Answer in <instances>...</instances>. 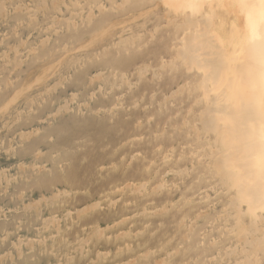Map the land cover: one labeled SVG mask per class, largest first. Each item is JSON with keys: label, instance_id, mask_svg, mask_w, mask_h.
Listing matches in <instances>:
<instances>
[{"label": "rangeland", "instance_id": "1", "mask_svg": "<svg viewBox=\"0 0 264 264\" xmlns=\"http://www.w3.org/2000/svg\"><path fill=\"white\" fill-rule=\"evenodd\" d=\"M150 2L130 11V0H0V169L18 178L19 166L47 172L45 185H0V253L12 251L0 264H255L253 241L234 246L213 232L199 239L191 233L206 225L215 198L210 185L198 183L209 168L198 174L191 168L206 162L192 154L202 123L181 122L197 91H178L189 85L188 73L172 66L168 45L160 46L170 42L163 35L173 25L161 0ZM157 25L160 33L150 41ZM135 35L143 40L130 45ZM56 124L63 130L44 141ZM36 135L41 142L26 149ZM52 142L65 146L64 156H46ZM180 165L188 166L185 173L176 172ZM138 187L143 193H135ZM22 202L32 204L29 213L18 208ZM49 217L54 223L40 235ZM241 229L234 222L219 238ZM14 241H21L20 253L13 252ZM214 241L213 253L201 255Z\"/></svg>", "mask_w": 264, "mask_h": 264}, {"label": "bare ground", "instance_id": "2", "mask_svg": "<svg viewBox=\"0 0 264 264\" xmlns=\"http://www.w3.org/2000/svg\"><path fill=\"white\" fill-rule=\"evenodd\" d=\"M161 3L162 10L166 14L167 23L173 25V29L167 30L166 34L163 35L170 42L167 44L166 41L161 39L164 42L160 46L165 47L168 45L167 50L172 49L171 55H175L172 66L188 73L182 76L188 78L189 85L186 87L177 86L178 91L180 90L181 93H186V90L188 92L191 90L197 91L191 96V98L195 97V105L188 104L185 110L187 115H185L184 121L181 120V122H185L189 127L192 126L191 123L193 122L202 123L195 133L198 142L194 144L192 154L195 160L198 157H203L206 162L203 165H194L191 168L193 172H196L195 174L205 169L204 166L209 168V174L207 177L205 176V182L199 180L198 183L202 182V185H207V187L210 185L212 191L210 189L209 191L213 192L215 196L210 203L211 205L205 211V215H213L208 221L204 215L206 225L197 224V227L191 229V233L197 235L199 239L203 237L205 231H209L208 233L213 232V236L217 235L221 243L234 246L238 243L242 245L251 244L253 241V260L255 264H264V0H161ZM149 5H151L150 0H130L128 10H137L138 7L144 8ZM153 10L154 8H151L148 11ZM143 12L144 9L140 11L141 14ZM154 30L157 32L151 31L152 34L148 35L150 41L160 33L158 25L154 27ZM143 37L135 35V40L129 44L134 45L135 42L143 40L141 39ZM44 46L43 52H45ZM118 65L122 67L124 63L119 62ZM142 70V68H139L140 72ZM158 73L160 72L158 71ZM59 75L62 76L61 70ZM120 79L123 82V74ZM56 83L59 82L50 83L45 89H49ZM173 92L175 91L173 90ZM188 100L191 99L188 97ZM12 101L9 99L2 105L3 113H7ZM180 108L183 107H175L178 110L177 112L183 111ZM198 112L200 115H197ZM187 129V131H190V128ZM58 130L62 131L63 129L62 126L56 124L54 131H45L42 135L44 141L54 140ZM201 135L206 137L205 141L200 140ZM181 136L183 135L181 134ZM41 140V137L36 135L35 138L29 141L26 149H35L36 144ZM52 143L54 144L50 145L49 154H46V156L48 155L53 160H56V157L61 158L64 156L65 146L61 142ZM50 155L52 156L50 157ZM187 168L188 166L180 165V169L176 172L185 173ZM17 172L18 174L20 172L24 174L21 178L16 177L17 175L13 178L7 176L0 169V185L4 181H13L12 183H15L18 187L24 183L27 185L42 183L45 185L47 181V172L44 171L36 174V172H30L27 166H19ZM211 176L216 177V182L211 180ZM144 189L138 187L134 191L140 194L143 193ZM57 197L58 194H52L53 199ZM206 197H210V195H206ZM185 198H181L180 202ZM186 205L188 208L189 205ZM31 206L30 203L22 202L18 205V208L29 213ZM192 207L195 208V206ZM2 211H4L3 207H0V212ZM220 211L223 212L222 216L218 215ZM38 213H40V207L36 209L35 214ZM66 213L68 214V212ZM42 220L41 230H39L40 235L43 230L54 223L53 217L43 218ZM181 220L182 222L186 220V216L182 212ZM182 222L180 223L183 224ZM234 222L235 224H242L239 235L233 234L227 238H219L225 228ZM207 223H213V225L209 228ZM38 241L40 245L43 244L41 240ZM42 241L44 242L43 239ZM214 242L213 249L207 247L201 255L213 253L212 250L218 247L217 241ZM20 243L21 241L12 242L13 252L20 253ZM191 243L193 246H197L192 239ZM189 250L193 252L191 248ZM11 253L12 251L6 253V255L0 253V262L7 260ZM181 255H184V253ZM141 264H145V262ZM227 264H233V262L228 261Z\"/></svg>", "mask_w": 264, "mask_h": 264}]
</instances>
